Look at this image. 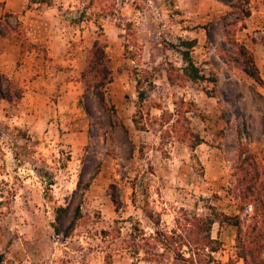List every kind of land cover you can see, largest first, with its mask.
<instances>
[{"label":"rangeland","instance_id":"1","mask_svg":"<svg viewBox=\"0 0 264 264\" xmlns=\"http://www.w3.org/2000/svg\"><path fill=\"white\" fill-rule=\"evenodd\" d=\"M25 1L21 15L0 13V31L30 41L33 20L34 34L63 35L70 66L56 68L79 76L81 92L66 141L0 118V264H157L136 245L149 250L155 227L194 214H239L250 240L252 213L264 208V0L243 20L216 0ZM97 39L112 71L104 103L81 79ZM181 39L196 40L190 56L204 80L184 74ZM45 45L27 50L43 66ZM241 47L261 83L243 71ZM238 232L213 223L210 264H244ZM172 257L164 250L159 264Z\"/></svg>","mask_w":264,"mask_h":264},{"label":"trees","instance_id":"2","mask_svg":"<svg viewBox=\"0 0 264 264\" xmlns=\"http://www.w3.org/2000/svg\"><path fill=\"white\" fill-rule=\"evenodd\" d=\"M234 10L239 20H243L251 14L252 0H216ZM100 26V25H99ZM5 32L0 31V35L4 37H18L21 40L20 56L23 57L28 49L36 46V43L27 41V38L22 32H16L8 26ZM26 44H28L26 46ZM195 39H181L180 45L185 46L186 49H179L182 58L185 62L183 68L184 74L191 81L204 80L205 77L200 69L194 63L190 56V50L195 46ZM107 44L100 40H95L88 53L85 61V68L81 73V79L84 82L86 89H93L99 96L100 100L105 102V92L108 84L112 82V71L109 67V56L106 50ZM246 49L241 47L240 54L244 56L245 61L243 71L252 77L258 83L262 82L259 70L256 67L251 56H248ZM211 82H215L214 75L211 77ZM2 81L7 84L9 80L3 74H0V101L6 100L10 103L18 102L22 95V88L12 89L10 87L3 88ZM144 96L143 90H138V99L142 100ZM136 122V121H135ZM193 140L190 147L201 142V138L197 134H192ZM112 201L114 204H119L117 194H112ZM262 209V208H261ZM216 213H214L215 216ZM222 219L216 220L210 215L199 216L194 214L191 220H186L182 225H176L170 230H161L155 227V231L151 236V247L149 250L143 247V244H137L136 251L143 250L147 255V261L159 264L162 260L163 251L172 252V262L170 264H210L213 262L212 253L220 249V242L217 239L211 238V228L214 222L218 221L219 224L226 222L235 226L238 229L237 241L239 242V251L237 256L243 260L244 264H264L261 259V252L264 249V208L263 210H255L252 213L251 221L252 227L249 231L252 238L247 242L243 241L241 236V217L239 214H221ZM158 224V223H156ZM158 226V225H157ZM146 250V251H145ZM202 256L206 257L202 261ZM3 261V255L0 254V263Z\"/></svg>","mask_w":264,"mask_h":264},{"label":"crops","instance_id":"3","mask_svg":"<svg viewBox=\"0 0 264 264\" xmlns=\"http://www.w3.org/2000/svg\"><path fill=\"white\" fill-rule=\"evenodd\" d=\"M0 13L22 14L26 8L25 0H1ZM30 41L46 43L47 64L35 62L34 51H26L20 56L21 40L18 37L0 35V74L9 80L7 87L22 88L23 95L18 102L0 101V118H9L19 127L25 128L32 135H54L66 141L72 127L75 100L81 92L79 76L74 80L64 79V72L69 69L56 68L64 62L69 65L70 59L65 56L66 43L64 36L49 37L36 35V23H29ZM42 36V37H41ZM43 67V69H42Z\"/></svg>","mask_w":264,"mask_h":264}]
</instances>
